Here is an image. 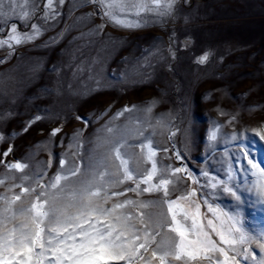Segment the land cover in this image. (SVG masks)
Masks as SVG:
<instances>
[{
  "label": "rangeland",
  "instance_id": "1",
  "mask_svg": "<svg viewBox=\"0 0 264 264\" xmlns=\"http://www.w3.org/2000/svg\"><path fill=\"white\" fill-rule=\"evenodd\" d=\"M38 2L42 8L44 0ZM59 12L40 37L16 46L10 56L6 47L0 48V60L8 56L0 63V114L11 113L0 119V154L12 148L8 157L0 155V197L20 195L13 208L22 203L27 206L36 194L21 193L20 186L39 192L38 182L48 184L62 170L60 160L64 161L63 172L79 166L83 173L96 147L97 130L105 125H127L144 129V136L151 139L157 149L158 170L186 166L199 180L193 185L186 173L177 174L179 179L172 177L176 190L169 186L170 198L196 187L204 224L212 218L205 198L214 207L232 210L235 202L230 195L219 192L205 196L210 190L200 188L206 183L201 172L224 178L228 162L237 171L241 165L248 167L247 159H230L244 151L251 153L248 158L264 161V146L250 139L252 129L264 121V0H176L171 16L141 13L143 26L131 29L101 19L99 9L87 0H64ZM93 12V16L85 15ZM120 15L123 18L126 14ZM14 22L18 30H30L18 20ZM99 24L104 28L97 33L95 25ZM53 37H57L54 43ZM205 53L208 59L197 63ZM53 65L59 71H53ZM97 72L102 87L93 82ZM150 105L152 124L155 118L171 113L181 132L171 139L169 132L160 129L152 135L143 111ZM125 107L132 110L113 119ZM237 114L238 119L228 123ZM77 115L89 119L87 126L75 118ZM36 116L40 119L34 120ZM214 122L221 125V133H240L238 140H247V146H238V141L219 134L216 142H210ZM54 128L61 131L52 136ZM78 129H82L81 135L74 137ZM184 129L191 143L185 159L178 161L174 153L176 149L185 152ZM143 139L136 136L128 142L137 144ZM130 151L140 153L139 148ZM17 160L27 165L22 172L7 167ZM150 166L145 162L136 169L134 161L129 164L137 175ZM25 176L28 179H23ZM125 195L139 200L161 198L159 193ZM122 199L113 196L106 206ZM243 201L245 228L264 226V209L255 196L245 192Z\"/></svg>",
  "mask_w": 264,
  "mask_h": 264
},
{
  "label": "snow or ice",
  "instance_id": "2",
  "mask_svg": "<svg viewBox=\"0 0 264 264\" xmlns=\"http://www.w3.org/2000/svg\"><path fill=\"white\" fill-rule=\"evenodd\" d=\"M87 3L99 9L101 19L107 18L116 25L131 29L143 26L141 13H152L158 18L171 16L176 0H87ZM63 4L64 0H44L41 8L38 0H0V48L6 47L10 56L16 46L36 40L43 34L45 25L60 15L59 8ZM122 13L126 14L123 18ZM129 15L136 19H128ZM14 20L30 30H18ZM4 28H7L6 32H3ZM103 28L104 24L95 25L97 33ZM56 39L53 37L51 41L54 43ZM207 59L205 53L197 58V63L202 64ZM52 70L59 71V68L53 65ZM93 82L97 87L103 86L99 72ZM152 105L143 110L152 135L160 129L169 132L171 139L181 132L174 126L171 113L155 118V124H152ZM131 110L125 107L113 119ZM10 114H0V119ZM75 118L85 126L90 122L87 117L77 115ZM33 119L39 120L40 117ZM237 119L238 114L233 115L228 123ZM60 131V128H54L51 135ZM81 132L82 129L76 130L74 137H79ZM97 132L100 134L96 137V147L83 173L79 166L63 172L64 161L60 160L62 170L48 184L38 182L39 192L36 188L20 186L21 193L36 194L35 200H29L27 206L22 203L18 209L13 208L15 202L21 200L20 195L0 197V264H264V226L246 229L241 210L245 192L254 195L257 204L264 209V161L248 158L251 153L244 151L230 159L237 162L247 159L248 167L241 165L237 171L228 162L224 178L201 172L206 183L200 188L210 190L205 193L206 197L222 192L235 202L232 210L223 211L205 198L204 203L212 218L204 224L196 187L182 192L175 199L170 198L169 186L173 185L172 190H176L172 177L186 173L193 185H198L199 180L186 166L158 170L157 149L151 139L144 136V129L105 125ZM182 134L185 152L175 150L178 161L185 159L191 143L188 130L184 129ZM218 134L238 141V146H247V140H238L240 133L235 130L221 133V125L214 122L208 140L216 142ZM136 136L144 139L137 144L128 142ZM0 139H3L2 135ZM250 139L252 143L258 140L264 146V121L252 129ZM133 148H139V155L130 151ZM11 151L9 146L0 155L6 158ZM163 151L167 152L168 148ZM130 161L135 162L136 169L145 162H150L151 166L137 175L136 169L129 167ZM26 166L19 160L7 164L8 168L21 172ZM120 185L125 186L112 191ZM128 192L136 197L159 193L161 198L131 199L125 195ZM113 196L123 199L106 206ZM135 208L154 211H130Z\"/></svg>",
  "mask_w": 264,
  "mask_h": 264
}]
</instances>
